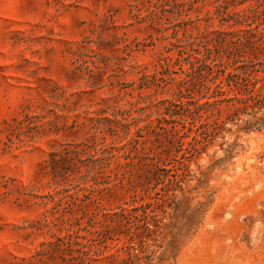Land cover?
Wrapping results in <instances>:
<instances>
[{
  "label": "rangeland",
  "instance_id": "1",
  "mask_svg": "<svg viewBox=\"0 0 264 264\" xmlns=\"http://www.w3.org/2000/svg\"><path fill=\"white\" fill-rule=\"evenodd\" d=\"M0 264H264V0H0Z\"/></svg>",
  "mask_w": 264,
  "mask_h": 264
}]
</instances>
